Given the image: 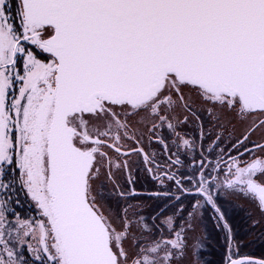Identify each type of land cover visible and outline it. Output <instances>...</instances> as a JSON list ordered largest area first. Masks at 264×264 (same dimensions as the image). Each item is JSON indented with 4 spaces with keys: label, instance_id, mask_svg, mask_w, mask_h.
I'll return each instance as SVG.
<instances>
[{
    "label": "snow or ice",
    "instance_id": "snow-or-ice-1",
    "mask_svg": "<svg viewBox=\"0 0 264 264\" xmlns=\"http://www.w3.org/2000/svg\"><path fill=\"white\" fill-rule=\"evenodd\" d=\"M225 197L264 228V0H0V264H206Z\"/></svg>",
    "mask_w": 264,
    "mask_h": 264
},
{
    "label": "rangeland",
    "instance_id": "rangeland-1",
    "mask_svg": "<svg viewBox=\"0 0 264 264\" xmlns=\"http://www.w3.org/2000/svg\"><path fill=\"white\" fill-rule=\"evenodd\" d=\"M151 185H152L153 188H155L153 186V183ZM136 187H137L138 191H140L142 189L144 190L143 183L139 182L136 185ZM142 199H143V202L145 203V205L147 206L146 207V212L147 213H153L154 209H158V207H160V202H159L160 200H158V199H148V198H145V197H143ZM208 209H211V208H208ZM252 211L254 212L253 215H255L257 218H259V214L256 212V210L252 209ZM249 213L251 214V210L250 211L247 210L246 216L244 215V217L241 216V214H238V213L230 214L231 216H233L234 220L236 222H238V223L234 222L235 229L234 230L231 229V230H232L233 236L236 237V239H235L236 242L235 243L240 245V247L238 249L234 248L233 251H239L241 253L240 256H244V255L252 256L250 254H258V255H260V256H262L264 258V249L259 248L258 250H255L257 248L255 246H253L252 248L251 247H246V246L249 245L248 243H250V241L252 239L258 238L256 236V233H257L256 231L257 230H261V232H259L260 233V237H259L258 240H263V242H264V228H260V227L253 228L252 227V221L249 219V217H250ZM205 220H206V218L203 216V218L197 224V232L202 235L203 239H205V229H204V226L206 225L205 224ZM222 221H223V223H225L226 219L224 218V220H222ZM249 246H251V245H249ZM262 247H264V245ZM218 253H220L219 252V248H216L215 246H211V264H224V260H225L226 254H225V256L222 255V257H221L222 260L220 259L221 260L220 263L214 262L217 259L216 257H217ZM213 257H215V260L213 259Z\"/></svg>",
    "mask_w": 264,
    "mask_h": 264
},
{
    "label": "trees",
    "instance_id": "trees-1",
    "mask_svg": "<svg viewBox=\"0 0 264 264\" xmlns=\"http://www.w3.org/2000/svg\"><path fill=\"white\" fill-rule=\"evenodd\" d=\"M158 200H160L159 201L160 202V206H161V204L163 206L164 205V200H161V199H158ZM159 208L160 207H158V209ZM158 209H154L153 212L158 211ZM221 210H222V212L224 214V218L226 219L227 224L229 225V227L232 230H234L235 229L234 222H236V221L234 220L233 216L230 215V214H233V213H231L230 209H221ZM238 212L239 211L236 210L234 213H238ZM217 215L218 214L215 213L212 209H207L206 211H204V214H203V216L206 218V220H205V224L206 225L204 224L205 225L204 226L205 239L210 243L211 246H215L216 248H219V252L220 253L217 254V257H216L217 259L215 260V257H213V259L215 260L214 262L220 263L221 260H222L221 259L222 255L225 256V254H226V245H225V241H224V236H225V231H224V228H223L224 223H223V221H220V220L217 219ZM236 223H238V222H236ZM235 239H236V237H235ZM258 241H261V240L252 241V243L250 244L251 246H249V247L252 248ZM263 245H264V242H263ZM259 248L264 249V247H259ZM258 249H255V250H258ZM250 255H255L256 256L258 254H250Z\"/></svg>",
    "mask_w": 264,
    "mask_h": 264
},
{
    "label": "flooded vegetation",
    "instance_id": "flooded-vegetation-1",
    "mask_svg": "<svg viewBox=\"0 0 264 264\" xmlns=\"http://www.w3.org/2000/svg\"><path fill=\"white\" fill-rule=\"evenodd\" d=\"M138 180H139L140 183H143V187H144V190L142 189L140 191H146V192L162 191V189H160L156 185L155 182H153L150 179H148V177L146 175H142V174L138 175ZM152 183H153V186L155 188L152 187V185H151ZM145 198H147V196H145ZM161 200H163V199H161ZM160 207H162V204H161ZM220 207H221V209H230L231 213H234L236 210H238L239 211L238 214H241V216H243V217H244V215L246 216L247 210L248 211L251 210V214L250 213L249 214L253 215L254 212L252 211V209H255L250 203H248L244 199H236V198H229V197L222 198V200L220 201ZM256 232H257L256 236L258 238L257 239H252L250 241V243H248L249 245L252 243V241L259 239V237H260V233L259 232H261V230H257ZM202 244H203V247H202V252H203L202 259L206 262V264H211V251H210L211 250V247H210L211 245L206 239H203V238H202ZM249 245L246 246V247H249ZM254 246L255 247L257 246L256 249H258L259 247H262L263 246V240L258 241ZM252 256L259 257V255H256V256L252 255ZM260 258H263V257L260 256Z\"/></svg>",
    "mask_w": 264,
    "mask_h": 264
},
{
    "label": "water",
    "instance_id": "water-1",
    "mask_svg": "<svg viewBox=\"0 0 264 264\" xmlns=\"http://www.w3.org/2000/svg\"><path fill=\"white\" fill-rule=\"evenodd\" d=\"M244 256H247V255H244ZM244 256H240L238 258H244ZM248 258L252 259V260H259V259H264V258H260V257H254V256H247Z\"/></svg>",
    "mask_w": 264,
    "mask_h": 264
}]
</instances>
